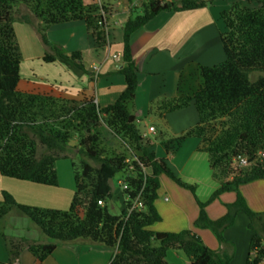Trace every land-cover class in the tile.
Wrapping results in <instances>:
<instances>
[{"label": "trees", "instance_id": "trees-1", "mask_svg": "<svg viewBox=\"0 0 264 264\" xmlns=\"http://www.w3.org/2000/svg\"><path fill=\"white\" fill-rule=\"evenodd\" d=\"M115 1L0 0V174L55 186L57 159L74 154L81 159L79 167L71 160L75 191L68 209L21 204L2 191L0 236L7 259L0 264H15L24 249L33 256L34 264H44L56 246L77 240L109 248L112 254L107 264H171L166 259L170 249L181 250L190 264H229L234 243L224 232L239 213L247 216L251 232L245 264H258L264 255V212L251 209L239 188L264 178V0H256L254 7L234 0L229 9H223L220 17L225 30L220 33V42L224 58L212 65H199L202 83L192 94L154 102L160 116L194 104L198 121L179 139L199 138V149L207 152L212 176L219 184L207 201L195 196L198 214L191 228L179 231L151 228L161 219L154 204L161 175L192 192L194 187L174 175L166 160L156 156L152 140L140 132L133 111L139 69L130 37L161 11L201 8L212 0H146L140 14L135 12L133 0H128L117 68L124 76L125 88L112 103L100 107L92 93L74 99L17 88L21 52L14 21L34 28L45 47L43 61H58L80 75L87 73L81 52L67 53L51 43L46 28L83 21L95 44L103 46ZM161 143L169 152L168 139ZM239 158L247 164H237ZM118 172L124 174L128 188L122 189L124 206L116 215L109 212L106 203L112 195L111 179ZM140 190L143 208L126 216ZM225 192H234V200L224 204L221 216L209 217L206 206ZM13 209L50 240L6 232L4 219ZM199 228L211 229L221 247H208L195 231Z\"/></svg>", "mask_w": 264, "mask_h": 264}, {"label": "crops", "instance_id": "crops-1", "mask_svg": "<svg viewBox=\"0 0 264 264\" xmlns=\"http://www.w3.org/2000/svg\"><path fill=\"white\" fill-rule=\"evenodd\" d=\"M128 9V0L116 2L108 20L107 43L103 46L95 44L93 35L83 21L61 24L63 34L67 36L63 39L64 36L60 35L58 39L54 38L58 41L52 42L60 44L67 53L80 51L87 73L76 74L64 64L55 61L52 63L53 68L61 67L57 68L58 71L45 75H36L32 71L29 74L32 79L22 80L20 74L17 88L74 99L92 93L100 107L112 103L125 88L124 76L117 72L120 59L116 60L112 55L121 53V26L129 15ZM218 19L217 12L210 6L184 11H161L130 37L131 51L139 69L133 111L138 125H141L138 126L140 132L142 135L146 134V137H152L150 139L156 156L166 160L174 175L194 187L192 192L166 175L159 177L160 185L154 204L161 219L151 226L155 231L191 228L199 211L195 196L200 201H207L219 186L212 176L207 152L199 149V138L189 136L179 139L183 131L198 121L194 104L191 102L184 108L159 115L160 126L152 122L151 113H148L152 102L180 94H192L202 83L199 65H212L224 58L222 52H212L210 47L215 39L220 41V33L225 30L224 24ZM111 23L114 25L110 26ZM13 29L21 57L40 60L45 53V47L34 28L16 20L13 22ZM91 66H96L97 70H93ZM148 126H153L154 132H148ZM162 136L168 139L169 152L161 143V140H166ZM252 183L254 182L248 184ZM69 185L68 180L61 181L60 175L58 184L54 186L0 174V199L2 191L5 190L21 204L65 210L68 209L75 191V183L73 189ZM244 197L248 205L256 210L245 192ZM234 198V192H225L213 199L206 206L209 217L221 216L225 212L223 203L232 202ZM241 214L236 216L233 225L224 232L225 237L234 243L233 258L229 264H245L248 256L250 234L245 227L248 221L241 218L244 217ZM195 231L208 247L214 250L221 247L210 229L199 228ZM2 244L3 240L0 239V261L3 262L7 259V253ZM111 254L109 248L87 240H77L56 246L45 258L44 264H107ZM166 259L171 264H190L187 256L178 249L168 250ZM15 264H34L33 256L24 249Z\"/></svg>", "mask_w": 264, "mask_h": 264}, {"label": "rangeland", "instance_id": "rangeland-1", "mask_svg": "<svg viewBox=\"0 0 264 264\" xmlns=\"http://www.w3.org/2000/svg\"><path fill=\"white\" fill-rule=\"evenodd\" d=\"M85 1H90V0H85ZM97 1V0H94ZM232 1L234 0H212V2H210L208 4V6H210L212 8L213 11L217 12L218 15V20L221 24L223 23L222 18L220 17V12L223 9H229ZM240 3H242L243 6H248V7H254L256 6V0H239ZM116 2H119V0H116L115 3L113 4V9L114 6L116 4ZM146 0H133L132 2V6H136L135 7V12L136 13H142V5L143 3H145ZM130 6V4H129ZM119 9H121V4ZM24 11V8L22 9ZM122 12V11H121ZM119 15L122 16V13H119ZM125 15V14H123ZM110 18V15L108 17V20ZM117 19H115L116 21ZM121 20V19H120ZM122 21V20H121ZM126 20H124L125 22ZM124 22H122L124 24ZM62 23L59 24H53L50 25L46 28V35L49 39V41L53 44H57V42H52L54 41H58L55 40L54 38L56 37L57 39L59 38V36H64L63 39L66 38L67 34H63L64 30L61 27ZM122 24V25H123ZM114 25L113 23H111L110 26ZM216 24H215V28H216ZM119 29V26H118ZM122 29V26H121ZM60 45V44H58ZM61 46V45H60ZM212 49V52H222L223 55V50H222V46L220 44L219 39L217 38V40H214L213 45L210 46ZM218 49V51H217ZM21 80L26 79V78H30V73L33 71V73H35L36 75L39 74H43L45 75L46 73H52L55 71H58V66L57 68H53V62H45L42 60V57L40 58V60H37L36 58H27L25 56L21 57ZM223 59V57H222ZM220 61V60H219ZM217 61V62H219ZM215 62V63H217ZM61 68V67H60ZM28 73V74H27ZM25 74H27L25 76ZM32 79V78H30ZM157 103V102H156ZM148 113H151V118H152V122L154 124H156L157 126H160L158 123V113L156 112V108H155V103L152 102L149 105V109H148ZM138 124V123H137ZM139 127L141 125H138ZM195 137V136H193ZM149 138V137H148ZM152 138V137H150ZM159 139V137H157ZM161 138L166 139L165 136H162ZM108 144L111 143V140H107ZM75 140L71 141V144H74ZM106 143V144H107ZM74 151L72 150L70 152L71 155H73ZM71 160L75 163L76 167H79V163H80V156L78 154H74L72 158H59L56 161V174H57V180H58V175H60V179L62 182H65L68 180V183L70 182V188L73 189L74 187V178H73V168L71 165ZM124 180V174L122 172H118L116 173L113 178L111 179V191H112V195L111 197L107 200V208L109 210L110 213L112 214H120L121 209L124 206V200H125V195L123 193L122 187H121V182H123ZM254 183L252 184H244L241 185V189L239 188V191L242 193V195L244 196V192L247 193L248 197H249V201L252 205V207H254L258 212H264V178L262 179H258L253 181ZM251 183V182H250ZM225 203H223L224 209H225ZM198 205V204H197ZM251 208V207H250ZM252 209V208H251ZM199 210V207H198ZM241 218H245L244 220L248 221V218L245 214H241ZM196 218V217H195ZM245 227L246 229L248 228L246 223H245ZM4 228L6 230V232H8L9 234L14 235L15 237L18 236H25L28 238H32L35 240H40V241H49L50 239H48L45 235H43L38 228L30 221L28 220L25 216H21L18 214V212L13 209L11 211H9L8 215L5 217L4 219ZM153 229V228H152ZM211 230V229H210ZM249 230V229H247ZM7 234V235H9ZM249 234L251 235V232L249 230ZM1 241L3 240L4 243V239L3 237L0 236ZM3 245L5 246V244H2V248ZM156 245V243H155Z\"/></svg>", "mask_w": 264, "mask_h": 264}, {"label": "built area", "instance_id": "built-area-1", "mask_svg": "<svg viewBox=\"0 0 264 264\" xmlns=\"http://www.w3.org/2000/svg\"><path fill=\"white\" fill-rule=\"evenodd\" d=\"M112 58L118 60L120 59V54H113L112 55ZM93 70H97V67L96 66H91ZM148 132H154V127L153 126H148L147 128ZM146 134H144L145 136ZM237 164L239 165H245L247 164L246 163V160L244 158H239V160L237 161ZM121 187L122 189H127L128 186L126 183L124 182H121ZM141 191L140 190L136 196L131 200V204L130 206L127 208V211H126V216H128V214L134 210V209H141L143 208V200H142V194H141ZM98 204L100 205H103L104 204V201L103 200H98ZM258 264H264V255H263V260L261 262H259Z\"/></svg>", "mask_w": 264, "mask_h": 264}]
</instances>
